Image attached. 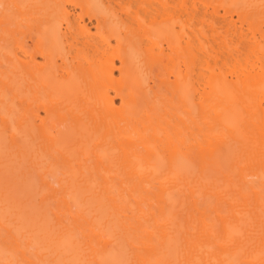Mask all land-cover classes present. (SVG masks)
I'll list each match as a JSON object with an SVG mask.
<instances>
[{
	"label": "bare ground",
	"instance_id": "1",
	"mask_svg": "<svg viewBox=\"0 0 264 264\" xmlns=\"http://www.w3.org/2000/svg\"><path fill=\"white\" fill-rule=\"evenodd\" d=\"M215 6L264 37V0H0V264H264V54L203 74Z\"/></svg>",
	"mask_w": 264,
	"mask_h": 264
},
{
	"label": "rangeland",
	"instance_id": "2",
	"mask_svg": "<svg viewBox=\"0 0 264 264\" xmlns=\"http://www.w3.org/2000/svg\"><path fill=\"white\" fill-rule=\"evenodd\" d=\"M221 17H223V21H221ZM230 19H232V21ZM229 21H231L230 25H234V27L237 28L236 30L239 31L238 33H234L228 29L227 22ZM184 23V21H177L174 25L175 31L179 35H182L185 30H187ZM194 27L196 32L200 30L199 18L195 19ZM205 29L208 35L206 53L209 56L204 59L202 63H200V60L196 63L197 68L201 70L203 74L208 75L210 71L219 73L220 70H222V72L230 75L231 72L234 71V67L236 69L246 67L243 66V62L240 58L236 59V56L241 57L250 49L248 46L245 47V44L238 37L241 35L245 38L247 30L245 26L241 27L236 16L229 17L228 15H225L222 6L209 7ZM249 37L251 42H254L253 45H258L263 49L264 54V37L257 35L256 39H254L251 34L248 35V38ZM227 57H234V59L231 63H228ZM256 66H258V64H256Z\"/></svg>",
	"mask_w": 264,
	"mask_h": 264
}]
</instances>
